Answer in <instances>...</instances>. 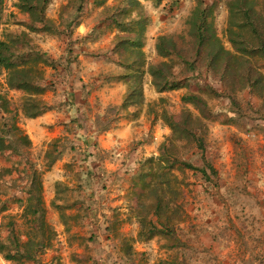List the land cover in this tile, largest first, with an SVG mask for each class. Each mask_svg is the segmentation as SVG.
<instances>
[{
	"label": "rangeland",
	"instance_id": "374dc122",
	"mask_svg": "<svg viewBox=\"0 0 264 264\" xmlns=\"http://www.w3.org/2000/svg\"><path fill=\"white\" fill-rule=\"evenodd\" d=\"M231 1L47 0L38 21L19 0H0L12 61L43 63L34 72L43 93L27 105L43 109L34 118L0 71V264H264V80L246 76L264 77V54L212 58L216 40L234 52ZM248 1L259 34L237 39L251 50L264 44V0ZM203 9L202 41L200 22L189 23ZM160 36L177 46L176 86L164 92L149 75L166 61ZM187 95L207 106L200 144L174 139L164 122L198 115ZM120 120L138 126L123 154L116 140L100 142L116 139ZM163 196L172 220L140 239L142 221H163L153 212Z\"/></svg>",
	"mask_w": 264,
	"mask_h": 264
},
{
	"label": "trees",
	"instance_id": "16d2710c",
	"mask_svg": "<svg viewBox=\"0 0 264 264\" xmlns=\"http://www.w3.org/2000/svg\"><path fill=\"white\" fill-rule=\"evenodd\" d=\"M47 0H19V4L17 6L18 10L27 12L30 14V17L34 18L35 14L37 13L36 17L38 21H41L38 15L42 13V10L45 6ZM253 1L248 0H232L228 5V13H229V22L228 28L226 30L227 35L229 37V43L233 48V53L226 50L222 45L218 42V49L212 55V58L218 59L219 57H223L225 59H230L229 61L237 62L240 60V57L245 54H252V53H260L264 54V44L259 46V48L248 50L246 47L243 46V43L238 41V36L241 35L246 28L250 29L252 34L258 35L257 26L252 23L251 14H256L253 7ZM41 6V8H40ZM40 8V9H39ZM206 10L203 9L201 11L196 10L193 12L194 17L191 19L189 24H195L196 20L199 23L197 25V31L200 33V39L203 41V36L201 35V31L203 28V24L205 23L206 19ZM205 15V16H204ZM242 19V23H236L235 21ZM197 22V24H198ZM15 42H0V71L4 72L6 75V85L9 89H16L23 91L25 94L28 95L29 99L25 100L24 112L28 118H34L38 116L43 109L39 106L35 108V111L29 112L27 109V105L29 102H34L33 97H39L43 93V89L34 84L35 81V74L34 72L40 71L39 65L43 64L42 62L38 64L40 60L38 56L31 55L28 56L29 61L22 64H17L12 61L14 58V53L11 51L10 45L14 44ZM177 50V46L175 42L165 36L158 37V42L156 44V52L157 55L166 60L158 65H152L149 67V75L152 78V85L158 90V92H164L166 90L174 89L176 86L174 81L172 80V63L170 61V57L173 53ZM35 56V57H34ZM211 60L213 61V59ZM37 65V67H36ZM247 80L248 82H252L254 86H256L259 82H263L264 77L259 75V78L251 81V77L248 73ZM40 78V77H39ZM0 99L2 97L0 96ZM182 102L184 104H189L193 109L198 113L197 116H194L190 111H186L182 116L179 122H172L170 119L165 117L164 122L167 127L170 129L172 133V137L176 140H193L200 144L202 139L197 137L195 134V130L201 129L203 125V121L207 120L208 117L206 116V103L198 96L195 95H187L182 97ZM34 108V107H33ZM4 112L6 108L0 107ZM14 131H18L17 127L13 128ZM21 139H25L22 137ZM7 144L5 141V137H0V152L4 151L7 148ZM191 168V167H188ZM167 173H163L162 176H166ZM176 180V179H175ZM177 181V180H176ZM164 185H168V181L164 183ZM165 200L164 196L157 199L156 204L153 206L154 208V216L157 219H163V221L159 224H155L151 221L144 222L142 221V229L139 232V237H145L146 240L151 239L155 235L163 234L165 230V226L172 220V212H170L171 207L167 203L162 206V202ZM146 227H150L148 232L143 229V225ZM160 226L161 229H157ZM164 230H163V229ZM146 234H145V233ZM167 232V231H166ZM158 264H173L168 262L167 260H160Z\"/></svg>",
	"mask_w": 264,
	"mask_h": 264
},
{
	"label": "crops",
	"instance_id": "0c3cea01",
	"mask_svg": "<svg viewBox=\"0 0 264 264\" xmlns=\"http://www.w3.org/2000/svg\"><path fill=\"white\" fill-rule=\"evenodd\" d=\"M119 124V128L116 129L115 131H113V134L117 135L116 139L111 137L110 140H105V136L103 135L100 138V142L103 146H105L106 143H111L114 140H116L117 142H119L121 144V147H123V149H121V151H119V154H123V152L125 151V149L127 148V145L129 143V141H131L132 139H130L128 136H130L132 134V132H134L135 127H138L135 125V122L132 120H127V121H122L120 120ZM140 128V127H139ZM138 128V130H139ZM153 146V145H152ZM153 148V147H152ZM140 152H142L141 147H136L134 149V153L135 154H139ZM137 157V155H135ZM257 167V165L255 166V168ZM258 167L259 169H261L260 163H258ZM264 169V167L262 168Z\"/></svg>",
	"mask_w": 264,
	"mask_h": 264
}]
</instances>
